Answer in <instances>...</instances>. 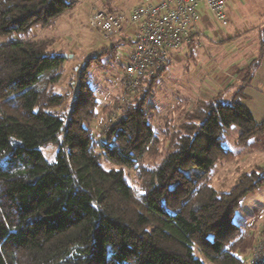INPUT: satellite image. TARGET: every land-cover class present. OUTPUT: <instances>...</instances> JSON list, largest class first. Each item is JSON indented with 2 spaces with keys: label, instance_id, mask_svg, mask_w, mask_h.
I'll return each mask as SVG.
<instances>
[{
  "label": "trees",
  "instance_id": "trees-1",
  "mask_svg": "<svg viewBox=\"0 0 264 264\" xmlns=\"http://www.w3.org/2000/svg\"><path fill=\"white\" fill-rule=\"evenodd\" d=\"M74 2L0 0V264H245L237 255L243 228L232 219L241 199L264 185V165L241 173L227 191L209 185V176L235 155L225 146L231 126L239 146L264 135V119L244 103L264 32L241 82L226 86L234 88L228 100L225 89L194 107L174 95L186 107L158 123L150 98L171 54L156 74L122 90L114 109L102 107L97 139L90 124L102 101L90 68L110 49L84 59L69 91H58L68 57L52 39L35 37ZM216 73L206 84L220 85L228 72ZM49 144L56 154L47 159ZM259 253L253 264H264Z\"/></svg>",
  "mask_w": 264,
  "mask_h": 264
},
{
  "label": "rangeland",
  "instance_id": "rangeland-1",
  "mask_svg": "<svg viewBox=\"0 0 264 264\" xmlns=\"http://www.w3.org/2000/svg\"><path fill=\"white\" fill-rule=\"evenodd\" d=\"M88 1L91 5L95 3L93 0L78 1L79 4L76 7L74 6V9L61 18L58 17L53 20L51 25L41 31L39 37L52 39L55 48L68 57L64 62L65 65H63L62 79L55 86L56 90L65 92L69 91L70 80L76 81L77 68L75 67L82 64L84 56L94 57L102 49L109 48L113 44L116 45L113 51L115 55L110 54V51L113 50L110 49L108 53H104L92 63L90 68V83L95 88L97 97H101L99 101H103V104L100 103L98 106V118L90 124L98 139L101 127L99 121L105 118L104 114L100 115L102 114L100 113L102 107L109 104V109L113 108L114 98L120 97L122 94V86L119 84V89H115V87L122 77L126 52L132 44L128 40L118 42V39L105 42L103 36L88 24L90 13L86 16L87 5H84ZM3 42L4 39L0 38V44ZM194 53L192 59L185 56L184 49L179 50L178 54L172 53L173 55L169 59L170 63L166 65L164 74L155 85L150 99L157 108L158 123L161 120L160 117L169 114V111L173 108L174 112L171 111L172 118L186 107L181 101L178 104L172 102L170 97L174 96V93L171 92L173 87L179 90V96L188 98L190 107H194L200 99L209 98L217 92L218 85L216 83L206 84V82L211 81L209 69H212V65L206 59L205 54L202 55L201 51L196 49ZM204 74L209 76L208 79L203 77ZM212 77L215 76L212 75ZM106 92L109 94L105 95ZM71 101L72 96L69 97L67 102L70 103ZM255 119L261 121L264 116H255ZM105 122L107 126L109 118L108 121H104V124ZM177 122V120H172L169 123L170 132L175 130L173 127L178 124ZM224 134L225 146L235 155L229 160L218 161L209 176V185H212L218 191L229 190L235 184L239 175L248 172L253 166L264 165V135L251 138L246 146H239L235 144L236 137L239 134V129L236 126H231ZM42 151L45 157L50 159L56 154V147L49 144ZM104 165L106 167L111 166L107 163H104ZM127 178L130 184L135 186L136 177L132 168L127 169ZM232 221L242 225L243 228L239 234L241 240L237 255L245 260V264H253V257L256 258L260 254L259 252L264 251V185L249 192L241 199Z\"/></svg>",
  "mask_w": 264,
  "mask_h": 264
},
{
  "label": "built area",
  "instance_id": "built-area-1",
  "mask_svg": "<svg viewBox=\"0 0 264 264\" xmlns=\"http://www.w3.org/2000/svg\"><path fill=\"white\" fill-rule=\"evenodd\" d=\"M120 4L102 0L90 13L88 24L105 40L130 32L132 46L126 52L119 81L122 90H134L143 78L156 74L182 46L193 41L203 45L199 24L204 8L220 26L229 22L226 0H140L131 8H120ZM178 91L171 90L174 95H179Z\"/></svg>",
  "mask_w": 264,
  "mask_h": 264
},
{
  "label": "crops",
  "instance_id": "crops-1",
  "mask_svg": "<svg viewBox=\"0 0 264 264\" xmlns=\"http://www.w3.org/2000/svg\"><path fill=\"white\" fill-rule=\"evenodd\" d=\"M78 1L80 2V0H75L74 2L75 7L79 4ZM93 1L95 2L94 5H91L89 1L87 4H84L87 5V9L85 11L86 16L88 13L92 12L95 6L102 3V0ZM116 1L121 2L119 6L120 8H131L140 2V0ZM226 5L229 19L226 26H220L216 20H214L211 12L204 8L202 10L199 24L204 46L193 41L191 44L182 46L180 49H184L185 56L191 59L193 58L195 54L194 51L196 49L201 51L202 55L205 54L206 59L209 60L212 65V69H209L210 77L218 74H215L216 68L212 62H216L215 64L222 70H227L228 73L223 74L218 78L220 85H218L217 91L224 90L226 86L235 85L234 82H241L240 71L247 66L253 57H255L259 48V45L257 44L259 43V35L264 32V0H226ZM74 6L65 13L61 14L59 17L61 18L66 13L70 12L75 8ZM47 26L43 29H38L35 37L39 38L41 31H44ZM114 39H118V42L127 40L130 41V32L127 30L122 31L118 36H115L110 40H105V42L113 41ZM112 46L116 47V45L113 44L109 48H105V50L113 49ZM211 48L213 51L210 50ZM114 50L115 48L109 51L113 53ZM176 53L178 54V51ZM113 54L115 55V53ZM88 57L89 56L86 55L84 56V59H87ZM75 68H77V71L79 65ZM255 69L256 70L252 74L250 82L244 89V93L246 95L244 103L251 110L254 117L264 116V49L259 65ZM213 70L214 73L211 72ZM203 77L208 79L209 76L204 74ZM211 81H213V79H211ZM119 88V83H117L115 89ZM233 90L234 88H229L223 91L222 96L224 100H228L230 98ZM107 92L105 95L109 94Z\"/></svg>",
  "mask_w": 264,
  "mask_h": 264
}]
</instances>
